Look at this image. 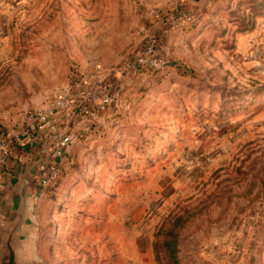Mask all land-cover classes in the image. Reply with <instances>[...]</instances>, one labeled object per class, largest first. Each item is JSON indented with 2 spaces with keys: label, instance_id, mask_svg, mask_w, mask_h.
<instances>
[{
  "label": "rangeland",
  "instance_id": "rangeland-1",
  "mask_svg": "<svg viewBox=\"0 0 264 264\" xmlns=\"http://www.w3.org/2000/svg\"><path fill=\"white\" fill-rule=\"evenodd\" d=\"M2 138L39 152L21 264H264V0H0Z\"/></svg>",
  "mask_w": 264,
  "mask_h": 264
},
{
  "label": "built area",
  "instance_id": "built-area-1",
  "mask_svg": "<svg viewBox=\"0 0 264 264\" xmlns=\"http://www.w3.org/2000/svg\"><path fill=\"white\" fill-rule=\"evenodd\" d=\"M150 49L147 53H150ZM146 58L142 57L141 62H145ZM166 60L159 59V58H153L150 60V65L155 66L158 69H161L165 66ZM112 100V96H109L107 93L104 97H102L98 102H95L96 106L98 108H104L110 101ZM55 107L59 109H67V102L64 96L59 97L55 102ZM76 110H74L75 112ZM92 111V108H89L87 106H83L80 108V112L82 113H89ZM73 112V113H74ZM27 119L30 123V131H31V137L34 140V142L39 143V141L42 140L43 136L45 134L54 132L55 134V142L52 148V157L57 159L62 156V154L65 152L68 145L71 143V135L65 132H59L58 127L54 120L51 118V116L44 112V111H36L33 113H29L27 116ZM15 139H5L2 138L0 140V148H1V155L2 158L8 159V153L9 151H13L14 148H16L15 145ZM46 171L48 175L40 180L41 184H46L50 182L52 179H54L57 175L55 164L53 162H49L46 168Z\"/></svg>",
  "mask_w": 264,
  "mask_h": 264
},
{
  "label": "water",
  "instance_id": "water-1",
  "mask_svg": "<svg viewBox=\"0 0 264 264\" xmlns=\"http://www.w3.org/2000/svg\"><path fill=\"white\" fill-rule=\"evenodd\" d=\"M51 143H52L51 137L47 138L46 145L39 151L41 155H47V156L50 155V153L52 152ZM47 156H44V158H46ZM25 165L27 166L28 163ZM39 165L40 164L38 161L35 167L34 166L29 167L27 169L26 176H25V178H28V179H30V176L31 178H33V181H32L33 183L31 185H33L34 188H35V182L37 178L39 177ZM23 172H24V168L23 170H21V173ZM2 189L3 188H1L0 193L5 194L3 191L4 189L3 190ZM19 189H20V192L18 193L17 198H15L16 200H15V204L13 207L14 218L9 222V224H4V222L6 221L4 219L5 218L4 214L2 215V218H1L2 224H0V264H21L22 263V260H21L22 258L20 254V243H21V239L23 236V228H24V223H25L26 213H27V210H26L27 201L26 200L29 196L35 195V190L34 191L28 190L27 187H25V184H23L22 186L20 184Z\"/></svg>",
  "mask_w": 264,
  "mask_h": 264
},
{
  "label": "crops",
  "instance_id": "crops-1",
  "mask_svg": "<svg viewBox=\"0 0 264 264\" xmlns=\"http://www.w3.org/2000/svg\"><path fill=\"white\" fill-rule=\"evenodd\" d=\"M13 153L15 156H12V158H10L8 161H9V163H11V165L13 167L17 168L19 170V173L21 174L18 177H16V181L18 183H20L21 186L23 184H25V187H27L28 190L34 191L35 188L33 185H31L33 183L32 182L33 178H31V176H30V179H28V178H25V176H26L27 169L29 167H33V166L35 167L36 163L39 161V155H38V150L36 148V144L29 142L23 148H20V149L14 148ZM27 163H28V165L26 166L25 164H27ZM23 168H24V172H23V176H22L21 170H23ZM13 179H15V178H12V180ZM19 187H20V185L18 186V188H17V185H14L12 187L4 186L3 187L4 190L3 189L2 190L4 191V193H5V191H7L6 195H8V197L17 198L18 193L20 192ZM11 188L14 190H12ZM36 194H37V192L35 190V195ZM6 198H7V196H6ZM4 219L7 220V217H5Z\"/></svg>",
  "mask_w": 264,
  "mask_h": 264
}]
</instances>
